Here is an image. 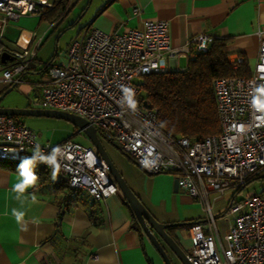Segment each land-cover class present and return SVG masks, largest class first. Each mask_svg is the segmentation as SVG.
I'll list each match as a JSON object with an SVG mask.
<instances>
[{
  "label": "built area",
  "instance_id": "2783aa9c",
  "mask_svg": "<svg viewBox=\"0 0 264 264\" xmlns=\"http://www.w3.org/2000/svg\"><path fill=\"white\" fill-rule=\"evenodd\" d=\"M53 7L51 0H0V41L9 20L42 15ZM259 33L262 41L250 74L214 80L222 130L203 139L166 134L157 109L146 107L139 99L135 78L169 70L168 60L177 65L178 57L188 49L172 44L167 20L148 19L143 27L123 32L84 27L71 42L67 60L46 64L40 79L31 81L34 102L40 108L85 117L146 171L176 175L179 186L203 204L210 233H205L202 222L191 224L192 248L187 254L193 264H264V193L249 191L244 201L231 203L228 212L235 215V222L223 239L216 236L217 217L209 199L212 191L224 194L235 185L244 188L251 178L264 174V95L255 91L264 86V30ZM213 39L200 34L194 43L207 52ZM41 44L39 39L13 50L12 60L6 64L0 60L3 79L14 85L26 82ZM229 60L238 70L245 56L230 54ZM125 88L130 90L134 107L125 99ZM36 145L45 152L61 147L60 173L71 187L97 201L119 192L95 147L71 138L42 143L25 122L0 115V162H20L32 155Z\"/></svg>",
  "mask_w": 264,
  "mask_h": 264
},
{
  "label": "crops",
  "instance_id": "0c3cea01",
  "mask_svg": "<svg viewBox=\"0 0 264 264\" xmlns=\"http://www.w3.org/2000/svg\"><path fill=\"white\" fill-rule=\"evenodd\" d=\"M78 1L71 0L69 9ZM85 16L81 30L98 27L107 32L140 28L148 19L167 20L172 44L188 48L185 55L178 57L177 65L175 60H168L169 70L187 67L191 50L196 46L194 39L198 35L228 38L232 54H243L251 72L262 41L259 32L264 30V0H92ZM62 19L51 22L43 19L41 14L33 13L9 20L4 25L0 46L11 56L6 61H2L1 57L0 60L6 64L12 60L13 50L31 46L39 39L43 43ZM181 58H186L187 64L180 68ZM27 73H38L35 63ZM12 86L14 84L5 81L0 72V95ZM15 117L31 127L28 121ZM47 136L48 139L42 141L37 134V139L42 143L66 139H54L51 133ZM142 169V188H134L123 175L147 208L162 222L171 223L184 218L186 214L182 206L190 208L196 198L181 186L175 189L176 175L153 174ZM51 173L17 199L18 193L13 189L19 182L18 172L0 162V264H166L121 190L97 201L86 192L72 189L63 181L66 179L61 173L55 180ZM172 198L176 200L179 219L170 217L173 213ZM21 213L18 220L17 214ZM200 221L205 219L177 222L191 226ZM234 222L235 215L231 221L224 223L222 234L217 221L216 236L223 239ZM204 224L207 225L206 222ZM204 230L210 233L205 226ZM168 231L181 244L176 226L169 227ZM168 251L173 256L169 248Z\"/></svg>",
  "mask_w": 264,
  "mask_h": 264
},
{
  "label": "rangeland",
  "instance_id": "374dc122",
  "mask_svg": "<svg viewBox=\"0 0 264 264\" xmlns=\"http://www.w3.org/2000/svg\"><path fill=\"white\" fill-rule=\"evenodd\" d=\"M91 1L92 0H79L74 7H71L67 10V12L62 16L63 19L56 27L52 28L51 32H49L40 49L38 50V61L35 63L38 73H27V79L29 82H22L18 86L14 87L8 94L4 96L1 101V105L40 108V106L34 102L36 94L33 91V83H31V81L34 82L40 79L41 75L45 73L44 69L46 64H60L62 61L67 60V51L69 46L80 32L83 24H85V10ZM186 64V58H181L179 61V67H184ZM135 83L139 85L141 89L140 93L145 94L142 85L143 76L136 77ZM28 89H30L29 93L31 94L27 92ZM18 117L28 121L29 125L35 130L39 139L42 141L47 140V135L51 133L54 139L57 140L62 138H71L75 141L92 145V141L88 138L86 133L81 131V129L69 119L45 115H20ZM100 137L111 158L114 160L125 177H127V179L130 181L131 185H133V187L136 189L142 188V173L144 171L140 165L106 137L103 135H100ZM249 191H264V177L252 179L245 185L244 188L235 185L228 188L224 194H220L216 191L210 194L213 212L217 216L218 226L222 231V234H224V223L231 221L232 216H234L228 212L231 203L244 201ZM170 204L173 212L170 214V217L179 219L180 214L176 200H173L172 198L170 200ZM182 207L186 216L177 221L191 222L206 219V211L199 200L196 199L190 208H185L184 206ZM200 222L204 223L205 221ZM189 227V223L186 225L176 226V233L179 236L181 244L187 253L190 252V249L192 248L190 245L191 235ZM206 228H208L207 225H205V229ZM175 264L182 263L176 258Z\"/></svg>",
  "mask_w": 264,
  "mask_h": 264
},
{
  "label": "trees",
  "instance_id": "16d2710c",
  "mask_svg": "<svg viewBox=\"0 0 264 264\" xmlns=\"http://www.w3.org/2000/svg\"><path fill=\"white\" fill-rule=\"evenodd\" d=\"M51 1L54 7L44 12L42 18L55 22L67 12L71 0ZM228 43V38H214L207 52L198 50L197 46L192 48L185 69L166 70L143 76L142 85L145 94L139 93V99L154 104L158 111L160 126L166 134L197 140L221 132L214 80L223 76L250 74L246 63L238 70L232 68L229 60L232 51ZM20 162L4 163V165L17 170ZM51 171L43 163L36 166L40 180H44ZM260 176H254L251 180ZM63 181L70 186L67 180Z\"/></svg>",
  "mask_w": 264,
  "mask_h": 264
},
{
  "label": "water",
  "instance_id": "95a60500",
  "mask_svg": "<svg viewBox=\"0 0 264 264\" xmlns=\"http://www.w3.org/2000/svg\"><path fill=\"white\" fill-rule=\"evenodd\" d=\"M10 56L11 54L7 50H4L0 54L2 61H6V59ZM14 87L16 86L14 85L8 88L5 92L0 95V115H45L62 117L71 120L75 125H77L81 129V131H84L86 133L88 138L92 141L93 147H95V149L106 162L110 175L125 195L127 202L130 204L143 230L145 231L155 248L161 254L165 263L175 264V259L177 258L182 264H193L190 261L187 252L181 246L176 237H174L168 231L169 227L179 226L182 223L162 222L158 220L156 216L147 208V206L142 202L139 196L134 192V190L124 177L123 173L119 170V168L107 152L103 141L99 135V130L96 126L91 124L89 120L85 117L65 110L1 105V101L4 96L9 93ZM143 103L148 108L154 107V104L149 102L148 100H144ZM175 189H179L178 177L175 178ZM168 248L172 251L173 256L169 253Z\"/></svg>",
  "mask_w": 264,
  "mask_h": 264
},
{
  "label": "clouds",
  "instance_id": "9594fccd",
  "mask_svg": "<svg viewBox=\"0 0 264 264\" xmlns=\"http://www.w3.org/2000/svg\"><path fill=\"white\" fill-rule=\"evenodd\" d=\"M255 91L261 95H264V86L257 88ZM129 92L130 90L128 88L124 89L125 99L129 105L134 107V103L129 96ZM258 100L259 97H257V101ZM63 155L64 152L60 146L52 147L50 151L45 152L42 150L40 145H36L32 155L23 158L17 167L19 182L15 184L13 189L16 193H18L17 199H20L28 188L35 187L39 182L40 176L36 172V166L39 163L47 164L51 168V177L53 180H55L60 173V159L63 157ZM32 199L35 200V195H33ZM13 211L14 214H16L15 210ZM21 216L22 213L17 214V219L19 220Z\"/></svg>",
  "mask_w": 264,
  "mask_h": 264
}]
</instances>
